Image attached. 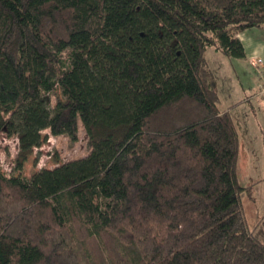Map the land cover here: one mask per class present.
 Here are the masks:
<instances>
[{
	"label": "trees",
	"instance_id": "1",
	"mask_svg": "<svg viewBox=\"0 0 264 264\" xmlns=\"http://www.w3.org/2000/svg\"><path fill=\"white\" fill-rule=\"evenodd\" d=\"M252 27L264 0H0V133L18 137L16 162L44 129L77 141L80 120L92 144L33 177L0 160V264H264L206 55L245 57Z\"/></svg>",
	"mask_w": 264,
	"mask_h": 264
},
{
	"label": "rangeland",
	"instance_id": "2",
	"mask_svg": "<svg viewBox=\"0 0 264 264\" xmlns=\"http://www.w3.org/2000/svg\"><path fill=\"white\" fill-rule=\"evenodd\" d=\"M243 39L250 51V56L261 57L264 69V28L252 27L243 31ZM256 47V48H255ZM254 49V50H252ZM208 62L216 75L219 94L218 104L222 108H230L240 133V157L238 160V176L241 183L250 185L243 194V207L251 227L257 226L264 233V142L260 135L264 130V110L257 109V100L264 103V72L258 74L257 69L249 62V57L230 56L216 46L206 51ZM264 71V70H263ZM257 77V91L255 78ZM262 87V88H261ZM63 98L58 90L54 95ZM264 107V106H263ZM255 108L258 113H255ZM1 112V109H0ZM50 129H44L46 139L42 148L35 149L23 164L16 162L19 151V139L5 132L0 133V160L7 173L33 177L40 168L52 167L68 159L86 156L92 144L88 133L80 120V131L77 141L66 135H49ZM46 135V137H45Z\"/></svg>",
	"mask_w": 264,
	"mask_h": 264
},
{
	"label": "built area",
	"instance_id": "3",
	"mask_svg": "<svg viewBox=\"0 0 264 264\" xmlns=\"http://www.w3.org/2000/svg\"><path fill=\"white\" fill-rule=\"evenodd\" d=\"M249 62L257 69L258 74H261V73L264 72L263 71L264 69L261 68V65L263 63V59L261 57L250 56L249 57ZM261 77L263 78L264 75L261 74ZM262 87H263V91H264V84H262ZM49 135H51V138H50V141H51L53 136H52L51 133H49ZM38 148H40V147H36L35 149L37 150ZM41 148H42V146H41Z\"/></svg>",
	"mask_w": 264,
	"mask_h": 264
},
{
	"label": "crops",
	"instance_id": "4",
	"mask_svg": "<svg viewBox=\"0 0 264 264\" xmlns=\"http://www.w3.org/2000/svg\"><path fill=\"white\" fill-rule=\"evenodd\" d=\"M243 32H241L240 34H239V36L241 37V39L243 40V42H244V44H245V41H244V39H243ZM245 47H246V56L245 57H242L243 59H245V58H247V57H249V55H250V51L248 50V48H247V45L245 44ZM256 48V47H255ZM252 50H254V49H252ZM219 51V50H218ZM238 58V57H237ZM255 91H257V77L255 78ZM258 102L256 103L257 104V109L259 110V108H262L263 110H264V103H262L260 100H257ZM228 109H230V108H228ZM256 108H255V113L257 114L258 113V111H256L257 110ZM231 110V109H230ZM264 142V130H263V132H262V134L260 135V142Z\"/></svg>",
	"mask_w": 264,
	"mask_h": 264
}]
</instances>
